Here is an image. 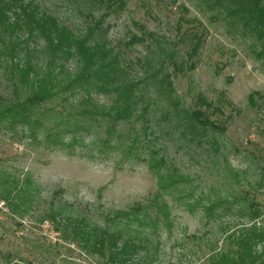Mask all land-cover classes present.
<instances>
[{"label": "rangeland", "instance_id": "obj_1", "mask_svg": "<svg viewBox=\"0 0 264 264\" xmlns=\"http://www.w3.org/2000/svg\"><path fill=\"white\" fill-rule=\"evenodd\" d=\"M25 1L78 34L105 12L97 0ZM105 15L101 23L105 39L132 77L145 83L150 99L149 146L165 157L168 169L176 168L185 178L178 188L190 189L197 201L179 197L177 190L161 191L156 175L142 159L147 153H125L118 135L136 130L141 136L140 121L118 123L108 147L101 145L108 121L86 126L73 149L49 147L46 131L60 124L58 112L71 111L79 98L57 99L41 107L39 127L0 126V182L9 177L22 186L28 184L9 201L0 197V264H109L82 247L69 226L63 232L56 222L78 217L91 227L112 230L108 220L117 212L154 197L168 205L170 226H160L155 234L146 231L147 250L128 264H221L219 254L234 249L233 233L254 223L264 229V51L254 37L196 0H127L122 11ZM180 18L195 20L202 30L191 70L187 68L189 42L179 36L193 24L183 23L177 31ZM143 31L152 37L126 45L132 35ZM31 46L35 48L32 61L41 64L42 41L33 40ZM168 54L186 66L174 71L164 63L161 68L172 83L176 110L147 76ZM146 59L152 62L148 68L141 64ZM67 65L73 70L75 61L69 59ZM15 96L2 58L0 105ZM93 98L101 106L112 100L102 93H93ZM194 110L223 130L189 128L184 111ZM211 203L214 208L206 210ZM253 209L255 218L250 214ZM49 214L58 221L53 222Z\"/></svg>", "mask_w": 264, "mask_h": 264}, {"label": "trees", "instance_id": "obj_2", "mask_svg": "<svg viewBox=\"0 0 264 264\" xmlns=\"http://www.w3.org/2000/svg\"><path fill=\"white\" fill-rule=\"evenodd\" d=\"M97 1L105 10L102 18L86 27L84 34H78L32 2L0 0V60L3 58L5 61L12 91L17 95L0 105V126L8 129L32 125L39 127V115L43 113L41 107L44 104L57 99L67 102L69 97L78 95L77 104L71 111L58 112L61 123L46 131L44 139L49 147L73 149L74 143L82 140L81 131L97 121H108L105 137L101 139V145L108 147L118 123L129 122L131 119L140 121L141 136L136 130L126 136L118 135L125 147V153H147V157L142 159L148 169L156 175L159 189L165 192L177 190L179 197L187 196L196 202L190 189L189 191L178 188L180 183L185 182V178L176 168L168 169L165 157L159 154L158 149L149 146L151 140L147 134V116L150 99L145 95V83L132 77L127 66L121 63L119 54L105 39L101 28L105 14L122 11L127 0ZM196 1L207 10L223 15L232 27H240L246 35L254 37L264 51V0ZM183 11L188 12L186 8ZM187 22L193 26L189 30L187 28L179 37L186 38L189 42L187 68L191 70L194 68L192 60L202 43V30L198 22L194 24L195 20L180 18L177 31ZM145 37L151 38L152 33L143 31L139 36L132 35L126 45L141 42ZM36 39L43 43L41 52L45 59L41 64L32 61L35 48L31 44ZM156 46L162 49L160 43L157 42ZM167 56L161 59L160 65L148 72L147 76L176 110L177 103L172 99V83L169 75L162 72L161 68L164 63H169L174 71H182L186 66L174 62L171 54ZM69 59L75 61L73 70L68 68ZM141 64L148 68L152 62L146 59ZM22 91L24 94L20 98L18 94ZM93 93L111 96L110 105H99L94 100ZM253 100L254 95H251L249 101L253 103ZM207 106L210 107V104ZM184 112L187 125L191 129L223 130L222 126L212 122L200 110ZM29 133L34 136L33 129H30ZM66 136H69L68 142H65ZM0 183V197L3 201H9L14 192L20 193L19 189L24 191L25 185H28L27 181L22 186L9 177L3 178ZM15 201L13 205L17 207ZM212 208L213 203L209 204L206 210L211 211ZM250 214L255 218L257 210L253 209ZM48 218L53 222L58 221L57 217L51 214ZM66 219L61 218L56 224L63 228V232H66L69 226L70 233L79 239L82 247L93 250L109 264L130 263L138 252L147 250L149 236L145 234L146 231L155 234L160 226H170L168 205L158 197L150 199L144 205L137 204L127 211L117 212L108 220L112 230L100 226L91 227L84 219L78 217ZM231 240L234 249L229 253L219 254L218 260L221 264H264L263 228L254 223L233 233Z\"/></svg>", "mask_w": 264, "mask_h": 264}]
</instances>
